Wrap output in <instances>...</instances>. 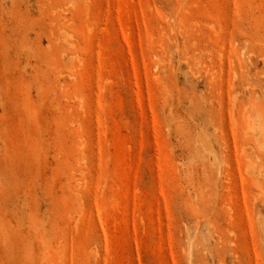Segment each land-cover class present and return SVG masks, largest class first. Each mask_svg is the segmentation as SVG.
Segmentation results:
<instances>
[{
	"label": "rangeland",
	"instance_id": "rangeland-1",
	"mask_svg": "<svg viewBox=\"0 0 264 264\" xmlns=\"http://www.w3.org/2000/svg\"><path fill=\"white\" fill-rule=\"evenodd\" d=\"M263 136L264 0H0V264H264Z\"/></svg>",
	"mask_w": 264,
	"mask_h": 264
},
{
	"label": "bare ground",
	"instance_id": "bare-ground-1",
	"mask_svg": "<svg viewBox=\"0 0 264 264\" xmlns=\"http://www.w3.org/2000/svg\"><path fill=\"white\" fill-rule=\"evenodd\" d=\"M87 28H88V27H87ZM259 114H260V113H259ZM259 114L257 113V115H259ZM254 117H255V116H254ZM255 118H256V117H255ZM259 118H260V117H259ZM253 120H254V119H253ZM257 122H258V119H257ZM251 128H252V127H251ZM262 130H263V129H262ZM262 130H260V131L262 132ZM249 131H250V130H249ZM252 131H253V130H252ZM260 131H259V134L261 133ZM250 132H251V131H250ZM245 134H247L246 131H245ZM259 134H258V136H256L257 138L259 137ZM263 137H264V136H263ZM257 140H258V139H257ZM263 143H264V142H262V145H259V147H260V146H263ZM249 145H250V144H249ZM263 147H264V146H263ZM261 149H263V148H261ZM256 158H257V157H256ZM246 167H247V166H246ZM252 167H253V166H252ZM246 169H247V168H246ZM252 171H253V169H252ZM252 173H253V172H252Z\"/></svg>",
	"mask_w": 264,
	"mask_h": 264
}]
</instances>
